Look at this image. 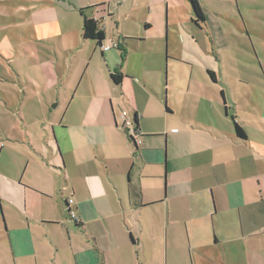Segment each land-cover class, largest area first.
Wrapping results in <instances>:
<instances>
[{"label": "crops", "instance_id": "obj_1", "mask_svg": "<svg viewBox=\"0 0 264 264\" xmlns=\"http://www.w3.org/2000/svg\"><path fill=\"white\" fill-rule=\"evenodd\" d=\"M87 8L104 27L114 16L104 2ZM145 26L104 28L102 46L119 43L110 51L81 32L76 79L50 68L55 112L3 94L13 123L1 136L17 157L0 163V264H264V63ZM123 111L139 119V146Z\"/></svg>", "mask_w": 264, "mask_h": 264}, {"label": "rangeland", "instance_id": "obj_2", "mask_svg": "<svg viewBox=\"0 0 264 264\" xmlns=\"http://www.w3.org/2000/svg\"><path fill=\"white\" fill-rule=\"evenodd\" d=\"M94 2L106 3L114 13L104 27L109 35H114L118 28L124 32H146L145 25L150 23L154 27L152 32L179 30L194 34L204 47L215 42L231 60L234 57L247 65L257 64L258 60L264 63V0H199L205 22L197 20L191 0H134L138 2L136 5L122 0H0V163L17 157L8 138L1 136L13 123L3 94L7 98L26 95L35 99L36 104L28 107L31 114L47 106L55 112L58 101L54 100L55 85L49 84L55 79L51 65H60L72 80L76 79L84 67L80 66L82 60L72 56L83 32L84 20L79 9ZM119 4L123 6L117 9ZM158 4L161 5L155 7ZM150 5L154 8L149 14ZM85 12L91 17L94 9ZM107 16L106 13L103 18ZM165 80L164 75L163 84ZM174 83V95L168 86L167 95L163 91L169 108V99L174 106L179 101L178 81ZM256 244L255 248L260 246ZM189 263L186 258L179 262ZM143 264H155V261L149 258Z\"/></svg>", "mask_w": 264, "mask_h": 264}, {"label": "trees", "instance_id": "obj_3", "mask_svg": "<svg viewBox=\"0 0 264 264\" xmlns=\"http://www.w3.org/2000/svg\"><path fill=\"white\" fill-rule=\"evenodd\" d=\"M192 3V7L194 10V13L197 17V20H201L205 22V13L201 7V4L199 2V0H191ZM89 9V8H87ZM87 9H81L80 10V14L81 16H83V38L84 40H91V41H95L99 46L103 45V42L106 40V33L104 28L101 27L102 21L97 22L95 21L94 18H89L86 14L85 11ZM123 59H125L126 57V53L124 52L122 55ZM210 76L212 78H214V74L212 72L209 73ZM113 80L115 81L116 84H120L122 77L119 75H113L112 76ZM138 117L136 116L134 119L135 122V126L138 129L137 125H138ZM235 122V121H234ZM235 128H236V132L238 137H240L241 139H247V135L245 133V131L242 129V127L235 122Z\"/></svg>", "mask_w": 264, "mask_h": 264}, {"label": "built area", "instance_id": "obj_4", "mask_svg": "<svg viewBox=\"0 0 264 264\" xmlns=\"http://www.w3.org/2000/svg\"><path fill=\"white\" fill-rule=\"evenodd\" d=\"M95 21L100 22L101 19L94 18ZM101 27L104 28V26ZM119 43L118 42H112L110 45L107 46H102L103 51H110L113 49L118 48ZM119 120L121 122V128L127 133V135L136 143L137 146L141 145V139H140V132L135 126V122L133 118H130L128 113L126 111H123L120 113ZM74 200L73 199H68L66 201L67 205V210L69 212L70 218L74 220L75 222L79 223L80 219L77 215V213L73 210V205H74Z\"/></svg>", "mask_w": 264, "mask_h": 264}, {"label": "water", "instance_id": "obj_5", "mask_svg": "<svg viewBox=\"0 0 264 264\" xmlns=\"http://www.w3.org/2000/svg\"><path fill=\"white\" fill-rule=\"evenodd\" d=\"M134 142V141H133ZM134 144L136 145V143L134 142ZM137 146V145H136Z\"/></svg>", "mask_w": 264, "mask_h": 264}, {"label": "flooded vegetation", "instance_id": "obj_6", "mask_svg": "<svg viewBox=\"0 0 264 264\" xmlns=\"http://www.w3.org/2000/svg\"><path fill=\"white\" fill-rule=\"evenodd\" d=\"M79 223H80V222H79ZM79 223H78V224H79Z\"/></svg>", "mask_w": 264, "mask_h": 264}]
</instances>
